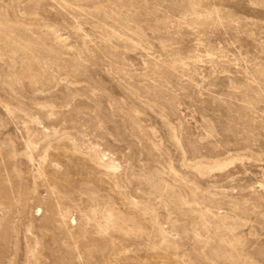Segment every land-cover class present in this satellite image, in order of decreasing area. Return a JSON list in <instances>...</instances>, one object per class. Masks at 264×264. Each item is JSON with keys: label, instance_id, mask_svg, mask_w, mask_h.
I'll return each mask as SVG.
<instances>
[{"label": "rangeland", "instance_id": "374dc122", "mask_svg": "<svg viewBox=\"0 0 264 264\" xmlns=\"http://www.w3.org/2000/svg\"><path fill=\"white\" fill-rule=\"evenodd\" d=\"M0 264H264V0H0Z\"/></svg>", "mask_w": 264, "mask_h": 264}]
</instances>
